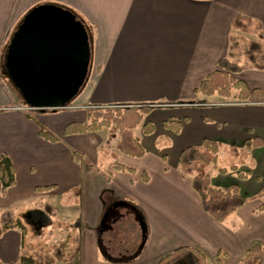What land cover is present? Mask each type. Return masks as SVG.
Masks as SVG:
<instances>
[{
	"label": "crops",
	"instance_id": "crops-1",
	"mask_svg": "<svg viewBox=\"0 0 264 264\" xmlns=\"http://www.w3.org/2000/svg\"><path fill=\"white\" fill-rule=\"evenodd\" d=\"M45 3L63 6L81 18L90 58L78 93L64 107L41 113L24 101L5 60L13 27L30 8ZM3 5L0 15L5 22L9 5ZM236 16L258 26L261 37L251 34L248 39L262 44L264 0H19L8 33L0 36V154L9 157L15 174L14 185L0 194V214L21 219L27 232L22 235L11 229L0 236V263H16L22 253L38 256L52 246H36V236L29 234V226L42 216L45 224L40 229H50L55 219L65 228L73 225L65 232L70 248L66 254L72 260L54 264H157L184 247L200 250L206 264H215L217 254L222 264H234L252 245H264V200L246 201L226 223H217L202 210L191 177L178 170L181 151L204 139L220 144L218 156L225 149L244 148L247 140H258L261 145L248 151L253 167L246 179L224 180L228 173L219 172L217 179L210 178L218 187L237 185L244 197L264 187V98L237 103L234 98L194 93L218 60L241 56L235 60L241 64L243 45L230 40L232 33H239L232 26ZM250 69L235 77L264 94V70L243 74ZM199 101V105L191 103ZM108 106L142 115L132 134L145 150L143 157L118 151L120 137L114 130L64 134L66 125L87 122L91 108ZM169 119L178 124L177 133L166 127ZM145 123L152 125L151 134L143 133ZM39 126L58 141L42 139ZM73 151L82 156L80 163L74 161ZM115 163L134 173L114 170ZM39 187L50 189L36 192ZM46 205L51 207L49 213L42 210ZM55 205L71 219L59 217ZM132 206L147 227L143 243L140 216ZM118 207L131 213L130 229L124 240L112 236L115 242L109 248L113 251L116 245L136 241L138 252L131 259L106 257L99 249V234L106 235L107 227L100 222L108 208L116 227L125 218ZM119 210L123 216L115 217ZM77 220L79 224L71 223ZM187 255L181 254L175 262L191 264Z\"/></svg>",
	"mask_w": 264,
	"mask_h": 264
},
{
	"label": "trees",
	"instance_id": "trees-1",
	"mask_svg": "<svg viewBox=\"0 0 264 264\" xmlns=\"http://www.w3.org/2000/svg\"><path fill=\"white\" fill-rule=\"evenodd\" d=\"M232 26L234 30L236 29L239 31V34L232 33L230 35L232 44L238 43V40H235L236 37L243 38L241 33L259 36L257 30L258 26L254 25L251 20L243 16H236L232 20ZM244 40L245 42L247 40V42L249 41L250 43L259 45V47H257V53L261 50V45L264 46V39L261 41L262 44L252 39ZM246 45H248L247 48L250 47L249 43ZM246 53H248V50ZM257 60H259V67L257 69L264 70V54H259ZM247 68L248 66L245 64H240V62L230 58H222L217 61L216 68L200 82L199 86L194 90V93L200 94L203 97L216 95L224 100L234 98L237 102L241 103H249L251 97L255 99L264 98V94L260 90L249 89L242 80L235 77V75ZM202 101H199V103H202ZM87 117L88 120L85 123H70L66 125L64 134H84L86 132H95L107 128L119 134L120 140L116 146L118 151L134 158H141L144 156L145 150L141 147L139 140L132 134V130L142 122L141 114L136 111H130L129 109H125L124 111L118 109L112 112L109 109L102 110L100 108H95L88 112ZM166 127L170 128L174 133L178 132V124L172 119L168 120ZM38 128V135L42 139L52 143L58 141V138L47 129L42 126ZM142 129L143 133H152V125L150 123H145ZM260 145L261 143L258 140H247L244 143V148H230L228 151L233 153L242 152L247 156L249 155V150L259 147ZM219 149L220 144L211 139H204L199 145L183 149L178 160V170L183 175L191 177L192 189L200 199L202 210L217 223L224 224L244 206L246 201H263L264 188L256 195L246 198L240 193L237 185L231 184L228 187L213 185L209 175L210 168H218V172L222 175L227 173V168L216 166ZM72 157L76 163L81 162L82 156L79 153L73 151ZM113 169L116 171L134 173L133 169L127 168L119 163H115ZM229 170L235 173L239 180H243L247 176V174L239 173L237 167L234 165L230 166ZM144 181H147L145 174ZM14 183L15 174L12 163L7 155L0 154V194L4 196L6 190L12 187ZM49 189L50 187H39L36 188L35 191L41 192ZM132 208L135 209L143 222H145L138 208L134 206H132ZM50 209L51 207L47 205L42 208L46 213H49ZM6 214L7 212L0 214V236L11 229H18L21 231L22 235H25L27 232L26 224L19 218H7ZM109 215L114 214H112L111 211ZM68 241L69 238H66L62 242L54 244L50 246L46 252L38 256L22 253L16 263L9 264L68 263L72 260V256L66 254L70 250ZM183 253L191 257V264H206V257L200 250L187 247L176 249L172 253L167 254L162 257L157 264H173ZM219 255L220 254H217L215 264H222ZM234 264H264V245H252L234 262Z\"/></svg>",
	"mask_w": 264,
	"mask_h": 264
},
{
	"label": "water",
	"instance_id": "water-1",
	"mask_svg": "<svg viewBox=\"0 0 264 264\" xmlns=\"http://www.w3.org/2000/svg\"><path fill=\"white\" fill-rule=\"evenodd\" d=\"M55 8L46 5L43 11L48 10L52 14ZM66 14L71 15L70 12ZM30 15L32 13L28 16ZM81 29L80 40H76L75 36L20 35L11 39L5 67L30 107L41 113L48 109L56 110L64 107L80 90L87 75L90 58L87 30L83 25ZM64 45H70L71 48L63 51ZM109 211L108 209L104 213L101 227ZM138 224L142 239H145L146 224L141 218L138 219Z\"/></svg>",
	"mask_w": 264,
	"mask_h": 264
},
{
	"label": "rangeland",
	"instance_id": "rangeland-1",
	"mask_svg": "<svg viewBox=\"0 0 264 264\" xmlns=\"http://www.w3.org/2000/svg\"><path fill=\"white\" fill-rule=\"evenodd\" d=\"M5 2H6V5H9L7 7L8 12L6 14V21L7 22L6 21L3 22V19H1V15H0V36H5L8 33V31L10 29L9 23L13 20L12 19L13 15L17 11V6L19 3V0H11V1L0 0V10L4 9L3 4ZM8 13L10 15L9 17H7ZM1 20H2V22H1ZM15 27H13L9 36L11 35V33L13 32ZM3 28H4V33H3ZM236 34H239V33H236ZM242 34H241V36H245V39H248L249 38L248 36H252V38H253V35H248V34H244V33H242ZM235 40L240 41V42H238V44L243 45V48L241 50L243 52V58L241 60V64H245L249 68H252L249 71L244 72L243 74H245V75L250 74L249 72L252 70L257 71L258 70L257 68L259 67V65H258L259 60H257V58H258L259 54H261V53L264 54V46L261 45V47H260L261 50L258 52L259 53L258 54L257 53V51H258L257 47H259V45L255 44V43H250L249 41L247 42V40H246V42H245V40H243V42H241L242 40L240 38H237V37L235 38ZM231 43H232V41H231ZM248 43L250 45L249 48H247L248 45H246ZM247 50H248V53H246ZM236 59L239 60V56H236V58L234 56L233 60H236ZM2 69H3V67L2 68L0 67V73L3 72ZM194 100H196V99H194ZM226 102H228V101H226ZM191 103L196 104V105L200 104L199 102H191ZM95 108L98 109L99 107L98 108L97 107L91 108L90 111L95 109ZM100 109H102V110L109 109L112 112H115L116 110H118V108L111 107V106L103 107ZM232 165L236 166L237 171L241 174H249L248 170L253 167V164L250 163L249 156L244 155V153H242V152L233 153V152L228 151V149H225L224 151L220 152L216 166L227 168L228 175L226 176L227 178L224 177V180H228V178H229L231 181L234 180V181H236V183H238L239 179L237 178L235 173H233L229 170L230 166H232ZM209 175L211 176V178L213 180L217 179L220 176L218 174V171L217 170L215 171L214 167L209 169ZM232 178H234V179H232ZM245 179H246V177H245ZM244 195H245V197H250L248 192H246ZM37 201H38V203L43 204V202L41 200H37ZM250 202L252 203L253 201H249V203ZM56 208H57L56 210H57L59 217H61L63 220L67 221V220L71 219L66 215L62 216L63 213L61 214V210L59 211L57 206H56ZM118 208L124 213L123 215L125 216V218L120 222L118 227H116V225H114L115 223L113 222L114 220L112 219V215L108 216V219H106V221H105V224L107 226L106 232H105L106 235L103 236L102 232L99 234V239H98L99 240V244H98L99 249H100V252L102 254L106 255V257L108 256L110 258L117 260V259L127 258L125 256H128V259H131V258H133V256H136L137 252H138L139 244L136 241H131L132 243L130 245L129 240H128V245L126 244V246H121L120 248L118 247L119 245L118 246L116 245V250H113V251L110 250V248H109L110 243L113 244L115 242V239H113L112 236L117 237V235H118L119 238L124 240L127 237L128 233H129V229H130L129 228V220L130 219L128 217V214L131 215V213L128 211V208H124V207H118ZM120 210L117 211V216H115V217L123 216L122 214L119 213ZM59 217H58V219H59ZM116 220H117V218H116ZM78 221L79 220H77L76 222L71 221V223H74V225H77V224H79ZM44 224H45V217L42 216L41 221H39L37 223L35 222L34 226H29L30 227L29 228L30 229L29 234L32 235V232H33V234L36 236L35 237L36 240L34 241L36 246L38 244H43L45 247H47V246H49L48 245L49 243L52 245L58 244V243L62 242L65 238H67L65 235L67 228L68 229L73 228V225H71V226L69 225V227L65 228L66 225L63 223H60L56 219H55V222L53 223V226L50 229H47L50 231H47L45 229H40L41 225H44ZM143 242H144V239H142V243ZM140 247H141V244H140ZM174 264H186V263H184V261L182 260L179 262H175ZM209 264H213V263H209Z\"/></svg>",
	"mask_w": 264,
	"mask_h": 264
},
{
	"label": "flooded vegetation",
	"instance_id": "flooded-vegetation-1",
	"mask_svg": "<svg viewBox=\"0 0 264 264\" xmlns=\"http://www.w3.org/2000/svg\"><path fill=\"white\" fill-rule=\"evenodd\" d=\"M46 5L56 7L52 14H50L48 10L43 11V8ZM34 10L35 12H32ZM66 12H70L72 16H69ZM30 13H32V15L28 16ZM43 14L47 17H44ZM40 16L43 18H40ZM81 25L86 28L81 18H79L73 11L64 8L63 6L45 3L30 8L16 25L10 36H75V39L77 40L82 36ZM66 48L69 50L71 46L64 45L63 51ZM108 209L111 211V208ZM109 213L106 219H108Z\"/></svg>",
	"mask_w": 264,
	"mask_h": 264
},
{
	"label": "built area",
	"instance_id": "built-area-1",
	"mask_svg": "<svg viewBox=\"0 0 264 264\" xmlns=\"http://www.w3.org/2000/svg\"><path fill=\"white\" fill-rule=\"evenodd\" d=\"M24 111H30V108H23Z\"/></svg>",
	"mask_w": 264,
	"mask_h": 264
}]
</instances>
